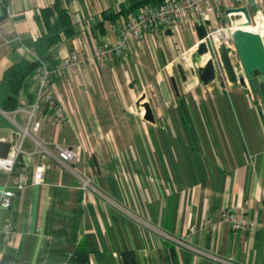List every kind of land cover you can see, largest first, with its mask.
Wrapping results in <instances>:
<instances>
[{
	"label": "crops",
	"instance_id": "obj_1",
	"mask_svg": "<svg viewBox=\"0 0 264 264\" xmlns=\"http://www.w3.org/2000/svg\"><path fill=\"white\" fill-rule=\"evenodd\" d=\"M54 1L0 0V94L12 66L37 57L56 65L118 43L113 25L141 8H131L140 0H73L77 33L49 45L36 14ZM220 1L222 15L207 26L181 20L132 39L118 62L55 80L66 119L51 112L41 144L27 136L14 171L0 169V193L15 191L1 215L15 234L0 232V264H264V96L227 77L203 83L191 52L208 26L229 24L228 8L264 19V0ZM26 81L18 108H0V142L12 145L27 122L35 74ZM144 93L154 122L138 105ZM57 145L78 158L62 161ZM39 165L42 183L34 181ZM226 210L246 226L225 224Z\"/></svg>",
	"mask_w": 264,
	"mask_h": 264
},
{
	"label": "built area",
	"instance_id": "obj_2",
	"mask_svg": "<svg viewBox=\"0 0 264 264\" xmlns=\"http://www.w3.org/2000/svg\"><path fill=\"white\" fill-rule=\"evenodd\" d=\"M222 11L220 0H217L215 4L212 3V0H167L160 4L142 7L131 13L128 20L123 24L113 25L119 40L116 44H97L91 52L73 51L56 65L37 57L35 99L25 109L27 113L26 124L20 126V133L11 145L8 154L0 158V169L8 173L14 171L19 156L24 152L22 145L27 136L31 137L37 144H41L37 136L44 119L50 116L51 112L57 121L66 119L64 109L59 104L55 94L54 83L56 79H62L65 76L67 69H78L84 65L105 66L113 64L124 57L132 39L140 40L146 33L173 28L181 20L194 23L201 22L207 26L208 23L211 24L212 17L219 18ZM233 29L234 27L229 24L208 26L206 35L197 41L191 49V52L195 54L200 43L204 41L208 48L204 60L212 59L216 76L223 79L227 76L218 54V47L220 44L233 46ZM236 70L238 72V67ZM57 152L59 158L65 162L74 161L78 158V153L72 148L57 145ZM44 170L43 165L36 167L34 172L36 183L44 182ZM17 182L18 189H23L28 184L22 175L17 176ZM14 196L15 191L11 189L3 190L0 193V232L8 240L15 234L14 226L10 220L2 222L1 215L4 209L11 207ZM222 220L233 229H241L246 226V223L240 220L234 212L228 210L223 212Z\"/></svg>",
	"mask_w": 264,
	"mask_h": 264
},
{
	"label": "water",
	"instance_id": "obj_3",
	"mask_svg": "<svg viewBox=\"0 0 264 264\" xmlns=\"http://www.w3.org/2000/svg\"><path fill=\"white\" fill-rule=\"evenodd\" d=\"M240 13L238 28L232 30L233 46L220 44L218 54L223 64L226 76L231 83H240L249 87L254 92H261L264 96V34L259 31L245 29L244 27L254 23L246 6L228 8L226 15L229 25L234 27L235 14ZM208 53L206 43H200L194 54L200 80L207 84L216 78V69L212 59L204 60V55ZM50 60V56L45 58ZM236 61L239 62L240 69L236 70ZM175 88L177 87L175 78H172ZM161 88L166 95L164 84ZM146 93L142 94L138 100V105L145 108L144 118L154 122L155 117L150 102L146 101Z\"/></svg>",
	"mask_w": 264,
	"mask_h": 264
},
{
	"label": "trees",
	"instance_id": "obj_4",
	"mask_svg": "<svg viewBox=\"0 0 264 264\" xmlns=\"http://www.w3.org/2000/svg\"><path fill=\"white\" fill-rule=\"evenodd\" d=\"M73 0H55L48 6L41 7L36 14V18L40 21L44 28L45 34L41 39H46L49 45H53L63 38L74 36L77 31L73 19V12L69 7V3ZM167 0H140L136 1L133 6L141 5L146 7L156 5ZM204 37V32H201ZM206 35V34H205ZM42 58V57H39ZM38 65L37 59L25 61L23 64L12 66L4 75V81L7 85V91L0 94V108L6 111H13L20 105V94L28 89L26 79L35 74ZM11 148V143L0 142V156H6Z\"/></svg>",
	"mask_w": 264,
	"mask_h": 264
},
{
	"label": "bare ground",
	"instance_id": "obj_5",
	"mask_svg": "<svg viewBox=\"0 0 264 264\" xmlns=\"http://www.w3.org/2000/svg\"><path fill=\"white\" fill-rule=\"evenodd\" d=\"M245 29H250L253 31H259L264 34V19L261 15L257 16L256 23L244 27Z\"/></svg>",
	"mask_w": 264,
	"mask_h": 264
},
{
	"label": "rangeland",
	"instance_id": "obj_6",
	"mask_svg": "<svg viewBox=\"0 0 264 264\" xmlns=\"http://www.w3.org/2000/svg\"><path fill=\"white\" fill-rule=\"evenodd\" d=\"M98 3H100V0H98ZM78 4H79V1H74V2L72 3V6H75V5H76V7H77ZM72 6H71V7H72ZM240 24H241V21H240V22H236V23L234 24V28H238V27L240 26ZM236 66H237L238 68H240V66H238V61H236Z\"/></svg>",
	"mask_w": 264,
	"mask_h": 264
}]
</instances>
